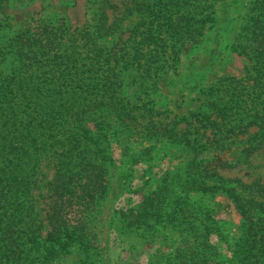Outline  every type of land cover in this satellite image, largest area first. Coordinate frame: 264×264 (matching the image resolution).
<instances>
[{"label":"trees","instance_id":"obj_1","mask_svg":"<svg viewBox=\"0 0 264 264\" xmlns=\"http://www.w3.org/2000/svg\"><path fill=\"white\" fill-rule=\"evenodd\" d=\"M4 1L0 0V15ZM211 1L139 0L141 16L129 40L135 50L131 61L145 85L158 76L159 68L153 72L142 59L149 64L198 43L203 35L200 25L212 21L206 12ZM106 4L103 0L100 8L96 6V16ZM252 5L244 27L254 45L249 54L252 84L235 78L219 81L208 94V106L190 117L188 125H200L194 127L200 137L192 139L191 131L185 130V146L197 145L198 151L247 137L242 156L264 153V0ZM42 24L7 42L0 34V264H36L38 258V264H51L68 256L73 245H88L81 236L82 217L109 187L114 146L129 150L142 117L123 96L121 76L128 71L131 55L126 48L102 47L97 26L84 28L76 37L78 31L72 34L63 24ZM9 57L17 64L6 75L3 66ZM251 128L257 131L251 133ZM174 130H168L170 141ZM209 130L210 143L203 144L201 138ZM48 159L54 161L56 173L44 195L43 164ZM201 164L204 170L198 167L194 176H178L179 186L189 183L197 191L227 194L242 219L229 264H264V184L225 179L221 172L233 168L225 161ZM78 207L83 211L72 212ZM138 217L134 224L141 227L145 216Z\"/></svg>","mask_w":264,"mask_h":264},{"label":"rangeland","instance_id":"obj_2","mask_svg":"<svg viewBox=\"0 0 264 264\" xmlns=\"http://www.w3.org/2000/svg\"><path fill=\"white\" fill-rule=\"evenodd\" d=\"M106 1L101 16L95 14L103 0H5L2 5L0 34L4 42L42 23L63 24L72 34L78 31L76 37L84 28L97 26L102 30V47L118 45V51L126 48L132 55L128 56V71L121 80L128 106L142 115L133 145L128 151L114 146L109 187L98 203L79 216L86 218L81 236L88 245H73L68 256L51 264H229L235 257L242 220L233 201L225 193H204L189 183L180 187L178 176H194L198 167L204 170L201 162L205 160L214 166L225 161L233 166L220 171L225 179L264 184V153L247 159L242 156L247 137L231 139L219 147L210 144L198 151L197 145L182 144L188 138L185 130L191 131L192 139L200 137L194 130L200 125H188L190 117L208 106V94L219 81L235 78L252 84L248 79L253 65L249 54L254 45L244 27L254 0L208 3L205 10L212 21L200 25L203 35L198 43H189L178 54L169 52L149 64L142 59L153 72L159 68L158 76L146 85L137 64L131 61L135 50L134 41L129 40V31L140 20L139 0ZM148 49H144L147 59ZM243 50L246 53H240ZM16 64L14 57H9L3 66L5 74L11 73ZM173 127L170 141L168 130ZM256 131L250 129L251 133ZM204 132L201 129L202 135ZM210 133L201 138L203 144L210 143ZM43 172L45 195L46 184L56 173L53 160L43 164ZM38 210L44 218L41 203ZM72 212L70 217L74 216ZM140 215L145 218L137 227L134 221Z\"/></svg>","mask_w":264,"mask_h":264}]
</instances>
